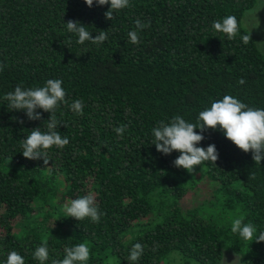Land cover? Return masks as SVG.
I'll use <instances>...</instances> for the list:
<instances>
[{"label":"trees","instance_id":"obj_1","mask_svg":"<svg viewBox=\"0 0 264 264\" xmlns=\"http://www.w3.org/2000/svg\"><path fill=\"white\" fill-rule=\"evenodd\" d=\"M256 3L130 0L109 20L110 5L96 0L92 7L85 0H0V264L11 251L25 264H40L33 253L44 238L46 264L79 243L90 248L87 264L109 258L129 264L137 242L144 252L135 264H161L173 253L187 263L220 264L225 248L241 264H264V242L231 231L239 216L257 235L264 231V160L255 164L222 131L206 129L197 146L215 144L218 159L190 174L174 166L179 152L165 155L152 143L158 122L180 115L197 123L199 112L224 95L264 108V51L242 25ZM226 15L237 18L235 39L212 27ZM69 20L93 37L105 31L107 39L79 44L66 28ZM136 20L150 26L132 44L127 33L136 30ZM244 34H251L248 44ZM48 79H60L66 91L68 103L55 115L69 143L48 149L46 166L42 158H25L21 142L34 128L46 131L51 113L37 109L41 119L29 120L25 110L8 109L3 97L17 85L39 87ZM74 100L83 103V114L69 107ZM121 124L127 125L123 136L114 131ZM198 172L211 189L199 204L184 205ZM88 194L102 213L99 223L65 217L63 205ZM133 228L139 231L132 234Z\"/></svg>","mask_w":264,"mask_h":264},{"label":"clouds","instance_id":"obj_2","mask_svg":"<svg viewBox=\"0 0 264 264\" xmlns=\"http://www.w3.org/2000/svg\"><path fill=\"white\" fill-rule=\"evenodd\" d=\"M85 3L92 7L93 0H85ZM96 3L110 5L104 13L105 18L109 20L114 19V13L130 7V0H96ZM257 11L250 15H256ZM135 24L136 30L129 31L127 36L129 43L139 44V30L149 27L150 24L142 23L140 20H136ZM212 27L217 32L226 34L229 39H235L239 32V24L234 15H226L222 20L213 21ZM66 28L78 36L79 44H84L85 41L100 44L107 39L105 31H100L93 37L91 32L78 21H67ZM240 38L244 44H248L252 39L251 34H244ZM2 70L3 65H0V71ZM62 83L60 79H48L43 86L39 87L25 89L21 85H17L14 91L6 93L3 97L7 102L8 109L25 110L29 120L41 119V113L36 111L37 109L51 113L46 120V131H41L40 127L34 128L21 142L22 154L25 158L32 160L42 158L46 166L50 161L47 150L53 146L63 149L69 143L67 136H62L57 130L61 123L55 115L57 108L62 103H68ZM238 83L243 85L245 80L241 78ZM69 107L76 114H83V103L80 100L72 101ZM197 121V123H191L182 116L176 115L171 118L170 122L160 121L152 129L154 136L152 143L155 144L157 151L165 155L173 151L180 153L173 161L174 166L183 168L191 174L195 172L196 166H200L206 161L215 164L218 159L215 144H209L207 148L197 146L205 138L202 133L206 129L222 131L224 136L240 150L246 153L251 152L255 164H260L264 160V108L250 107L232 95H224L222 99L213 101L210 107L200 111ZM20 122L22 123V121ZM126 128L127 125L121 124L114 128V131L123 136ZM195 129H200V132ZM250 178L254 179L255 174H250ZM63 208L66 213L65 217H73L77 221L90 218L92 222L99 223L102 215L92 194L72 199L66 202ZM231 231L238 233L245 241L264 242V231H260L257 235L256 226L250 222L245 223L243 216L232 220ZM64 251V258L52 259L51 264H87L90 259V248L86 243L67 247ZM143 252L144 246L141 243L137 242L132 245L126 258L129 264H135ZM33 257L40 264H46L49 259L47 238H44L42 245L35 249ZM5 264H25V259L18 252L11 251L7 255ZM108 264H111V258H109Z\"/></svg>","mask_w":264,"mask_h":264},{"label":"rangeland","instance_id":"obj_3","mask_svg":"<svg viewBox=\"0 0 264 264\" xmlns=\"http://www.w3.org/2000/svg\"><path fill=\"white\" fill-rule=\"evenodd\" d=\"M258 10V11H257ZM257 11L256 15H250V13ZM242 25L250 30L256 38L258 46L264 51V0H257L256 5L248 10L243 17ZM198 184L194 187V195L184 202V205L194 206L202 202L207 196V191L211 189V184L199 172ZM64 188V184L61 185ZM191 194V193H190ZM189 194V195H190ZM15 225H20L22 222L19 220L14 221ZM28 224V223H27ZM20 228V227H19ZM138 228H133L132 234L138 232ZM161 264H197L195 262H185L178 253H173L167 260ZM220 264H241V256L229 249H224V257Z\"/></svg>","mask_w":264,"mask_h":264}]
</instances>
